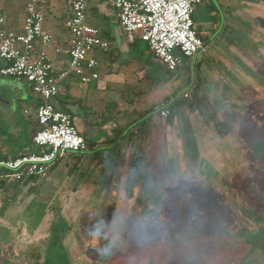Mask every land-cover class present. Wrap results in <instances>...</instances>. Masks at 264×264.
I'll return each instance as SVG.
<instances>
[{
    "label": "rangeland",
    "instance_id": "rangeland-1",
    "mask_svg": "<svg viewBox=\"0 0 264 264\" xmlns=\"http://www.w3.org/2000/svg\"><path fill=\"white\" fill-rule=\"evenodd\" d=\"M29 1L0 0L8 29L23 30ZM69 1L45 0L50 9H41L54 45L70 39L65 27ZM207 1L215 10L206 2L195 15L207 54L185 59L176 72L152 61L147 43H128L116 12L104 0L95 4L107 17L101 29L113 34L116 45L109 42V51L91 54L100 63L95 82L69 78L62 90L70 88L82 102L68 109L80 134L96 146L67 155L35 181L3 182L0 264H206L225 242L219 235L241 236L235 224L255 219V231L264 228V215L251 212L255 203L264 206V174L254 175L238 141L221 134L224 121L235 124L255 98V86L264 88V0ZM128 58L142 66L140 71ZM4 65L0 59V70ZM234 77L240 81L238 93L228 86ZM0 82L26 92L10 109L26 133L15 138L0 133V158L40 153L30 139L39 129L36 105L41 100L25 80L0 74ZM190 89L188 98L182 96ZM168 99L179 101L163 120L155 107ZM128 131L120 143L119 132ZM206 143L214 151L204 152ZM256 147L264 156V144ZM185 157L196 170L183 175L191 185L162 198L167 180L189 165ZM199 177L204 182H193ZM173 204L182 217L172 220L159 213ZM196 207L212 209L211 214L197 222L190 217H199Z\"/></svg>",
    "mask_w": 264,
    "mask_h": 264
},
{
    "label": "built area",
    "instance_id": "built-area-1",
    "mask_svg": "<svg viewBox=\"0 0 264 264\" xmlns=\"http://www.w3.org/2000/svg\"><path fill=\"white\" fill-rule=\"evenodd\" d=\"M100 1H72L71 13L65 20L70 39L55 49L56 54L68 57V69L60 71L48 52L55 39L44 29L46 15L38 9L45 0L29 1L21 32L8 29L7 20L0 12V59L5 64L0 74L27 81L41 100L37 109L39 130L33 137L40 153L0 158V182H22L42 176L67 155L89 151L72 115L59 103V94L69 78H78L83 84L98 79L100 63L91 54L96 49L110 50V43L89 22L90 10ZM104 1L116 12L128 43L138 39L147 43L155 60L169 72H176L185 59L207 54V44L195 29L194 20L197 7L207 0ZM182 96L188 98L189 92ZM156 110L163 120L171 116L170 108L164 104Z\"/></svg>",
    "mask_w": 264,
    "mask_h": 264
},
{
    "label": "trees",
    "instance_id": "trees-1",
    "mask_svg": "<svg viewBox=\"0 0 264 264\" xmlns=\"http://www.w3.org/2000/svg\"><path fill=\"white\" fill-rule=\"evenodd\" d=\"M99 7H100V5L95 6L90 10L91 17L89 19V22L90 23L92 22V25H94L95 27H97L100 30L102 39L113 44V42L115 41L113 34L110 31H104L101 29L102 28L101 26H102V24H104V22H106L107 17L103 13L99 12V10H98ZM38 9L39 10L44 9V10L49 11V9H50L49 3L45 2L43 4H40L38 6ZM211 10L214 11L215 8L213 7V9H211ZM261 42L264 45L263 39H261ZM206 44H207V42H206ZM230 82L233 84H231L232 86L229 88L236 90V92L238 93L239 88H240L239 87L240 81L234 77L233 79L230 80ZM254 90L256 91V96L253 100L248 101L249 106L247 107V109L245 111L241 112L240 119H238V121L235 124H230V125L229 124L227 125L228 121H224V123L222 122L224 125L223 126L224 128L222 127L221 134L225 138L232 139L233 141H238L237 146L240 147V149L244 152V154L249 156L248 161L252 162V164H253V166H252L253 174L259 176V175H261V173L264 174V156L262 154V151H260L259 148H258V150H259L258 152H255V151L257 150L256 146L259 143L264 144V88L259 86V85H256ZM63 93L64 92L61 89L60 94H59V99L62 102V104L66 103L64 101ZM66 96H67V98H71V96L69 94V89L66 90ZM178 101H179V99L175 100L174 105ZM169 108L172 110L173 107L169 106ZM182 111L185 113V108H183ZM256 113H257V115H256ZM70 114H71V112H70ZM237 124H238V126H237ZM143 125H145V123L144 124H141V123L136 124V126H143ZM237 129H239L238 132L236 131ZM127 134H128V132H126L125 134H123V133L120 134V132H119L118 141L121 142ZM86 142L89 146V149H93V147H95V143L92 142L90 139H86ZM70 155H74V154H70ZM138 164L141 166L140 161L138 162ZM145 175L146 174H144V176ZM234 175H236L238 177L239 174H234ZM30 180L35 181L36 178L33 177L27 181H30ZM235 181H237V184H239V178H236ZM1 186H4L3 182H0V187ZM262 197L264 198V191H262ZM255 206H256V213H257V211H259L260 215H261V213L264 215V206H258V203H255ZM262 233H264V229L263 230L261 229L260 233L257 236L261 237L260 234H262ZM0 256H1V251H0ZM27 262H29V261H27ZM13 263L14 262H11V263L4 262L3 264H13ZM69 263L70 262L68 260H66V262L64 264H69Z\"/></svg>",
    "mask_w": 264,
    "mask_h": 264
},
{
    "label": "flooded vegetation",
    "instance_id": "flooded-vegetation-1",
    "mask_svg": "<svg viewBox=\"0 0 264 264\" xmlns=\"http://www.w3.org/2000/svg\"><path fill=\"white\" fill-rule=\"evenodd\" d=\"M195 15H196V12H195ZM194 20H195V26H196L197 23H196L195 16H194ZM178 139L182 140V138L180 137L177 138V141H179ZM177 147L178 146H176V148ZM185 159L187 162H189V160L186 157ZM177 160L182 161L183 159L182 158L180 159L178 156ZM176 177H174L173 175L169 180H167L165 184V189L161 191V193H159L160 194L159 196H161L164 199H170L171 196H174L175 194L178 193V190L180 188L184 186H188L189 183L191 185V182L189 183L183 182L184 181L183 179L185 178L183 174L182 175L179 174V176H176ZM203 180L198 178V180H195L193 182H196L197 184V183H202ZM190 193H194V192H190ZM190 193H188V195ZM196 197H197V194H196ZM165 202L167 203V201ZM174 206L178 207L177 204H173L170 208ZM174 208L169 209L168 211L159 212V213H166L167 215L171 216V218H173L172 220H177L178 217H182V214L179 211H176V212L173 211ZM253 209L254 210H251V212L253 213L252 215L254 216V212L256 213V209L255 208ZM197 210H201V212ZM195 211L199 214V217H193V215H191L190 217L196 219L197 222H200V221H204L205 214H211L212 209L204 210V209H199L198 207H196ZM189 221L193 222L191 219H189ZM247 221L248 223L242 222L240 224L239 223L235 224L236 226L240 227V229L242 230L236 233V235L238 234V236L241 235L240 237L227 238V237H224L223 235L218 236L219 238H222V240L224 239L226 243L223 241L224 243L219 246L218 252L215 255V257L210 258L206 264H264V233L260 234L261 237L258 238L257 235L260 233L261 229L259 230V232L255 231V228L257 226V224H255L256 223L255 219L247 220ZM263 229L264 228H262V230Z\"/></svg>",
    "mask_w": 264,
    "mask_h": 264
},
{
    "label": "crops",
    "instance_id": "crops-1",
    "mask_svg": "<svg viewBox=\"0 0 264 264\" xmlns=\"http://www.w3.org/2000/svg\"><path fill=\"white\" fill-rule=\"evenodd\" d=\"M72 1L73 0H70L69 2H67L68 3V5H69V7H70V9H71V3H72ZM207 5H208V7H209V9L211 10V9H213V5L211 4V3H209L208 1H207ZM203 5V4H202ZM209 10V11H210ZM196 11H197V9H196ZM212 11V10H211ZM70 13H71V11L69 10V12H68V14H67V16H66V18L70 15ZM49 33V32H48ZM54 37V36H53ZM55 39V38H54ZM115 42V45H116V41H114ZM64 42H60L59 41V43H58V45H54L53 44V46H51L50 48H48V52H49V54L51 55V57L53 58V62H54V65L56 66V68H57V70L58 71H60V70H65V69H62L63 67H64V65H66L67 64V66H68V57L67 56H65V55H62V54H56L55 53V49L56 48H58V47H61V46H63L62 44H63ZM124 45H125V43H123ZM110 48H111V45H110ZM149 54L151 55V57H152V61H154V62H156V60H155V58L153 57V55L151 54V52H150V50H149ZM112 58V57H111ZM133 60H135L134 58H132V60L131 59H126V62H130V63H134V64H131V65H133V66H136L138 69V71H140V69L142 68V66H139L137 63H135ZM111 63V62H110ZM152 80L151 79V77H147V80ZM143 80L144 79H140V78H138V82L139 81H142L143 82ZM137 82V83H138ZM0 84H3V85H5V86H8V87H10V88H12L13 89V91H14V93L15 94H19V95H21L20 96V98H22L25 94H26V92L24 91V90H19V88H17V87H13V86H11V85H9V84H6V83H4V82H0ZM229 85V87H231L232 85L231 84H233V83H231V82H229L228 83ZM70 86V85H69ZM10 88H8V89H6V90H3L2 92H1V96H0V106H3L4 108L2 109L3 110V112L2 111H0V133H1V135H3L5 138L6 137H12V138H15V137H19V136H22V135H25V133H26V131H24V128L21 126V125H18V123L16 122V120H15V118L12 116V114H11V108L13 107V100H11V97H12V92L10 91ZM62 89V88H61ZM192 89V88H191ZM191 89L190 90H186L184 93H186V92H190L191 91ZM63 97H64V101L66 102V103H64V104H62V102L60 101V99H59V103L65 108L66 107V109H68L69 108V106H71V104L73 105V106H79V107H82L81 106V101L80 100H78L76 97H73L72 95H71V92H70V88H69V94H70V96H71V98H67V96H66V92L63 90ZM183 93V94H184ZM182 94V95H183ZM235 98L237 99V97L235 96ZM17 100V99H16ZM40 101V100H39ZM163 101V100H162ZM161 101V103L160 104H164L165 106H167V107H169V106H172L175 102H171L170 101V99H168L167 100V102H162ZM72 102V103H71ZM39 103V102H38ZM37 103V104H38ZM159 104V105H160ZM39 105H40V103H39ZM39 105H36V111H37V108H38V106ZM158 105V106H159ZM156 108H157V106L155 107V110H156ZM7 110V111H6ZM69 110V109H68ZM26 115H31V113H30V111H28V110H25V112H24ZM96 113V112H95ZM71 115H72V118H73V120H74V123H75V117L73 116V114H72V112H71ZM36 123H38V122H36ZM31 124L32 125H36L35 124V122L33 123V121H31ZM76 125V124H75ZM38 128H39V124H38ZM39 130V129H38ZM129 132L130 131H128V134H129ZM36 134V133H35ZM31 140V142H33V139H30ZM209 141H212L213 142V144L215 145V141H213L212 139L210 140H208V142ZM121 143V142H120ZM95 146H96V144H95ZM198 147V146H197ZM208 148V149H207ZM214 148V147H213ZM212 147L211 148H209L208 146H207V143H206V146H205V148H204V152L206 151H214V149H213ZM189 149H191L192 150V148L190 147ZM206 149V150H205ZM25 154V153H24ZM19 156H21V155H18V156H12V157H10V158H17V157H19ZM6 158H9V157H6ZM190 158H192V157H190ZM194 160V159H193ZM193 164L189 161V165H187V168H185L183 171H182V173H179L180 175H185V174H187L189 171H196L194 168H193V166H192ZM212 165V164H211ZM186 169H188L187 171H186ZM200 178V177H199ZM201 178H203L202 176H201ZM147 179V178H146Z\"/></svg>",
    "mask_w": 264,
    "mask_h": 264
},
{
    "label": "water",
    "instance_id": "water-1",
    "mask_svg": "<svg viewBox=\"0 0 264 264\" xmlns=\"http://www.w3.org/2000/svg\"><path fill=\"white\" fill-rule=\"evenodd\" d=\"M8 88H10V87H8V86H5V85H3V84H0V96H1V92H2L3 90H6V89H8ZM10 91L12 92V97H11V100H13V101H14V100H16V99H19V98H20V96H21V95H19L18 93H17V94H15L12 88H10Z\"/></svg>",
    "mask_w": 264,
    "mask_h": 264
}]
</instances>
